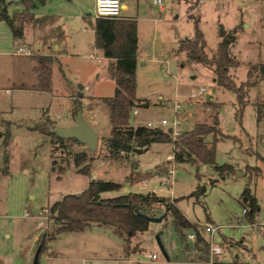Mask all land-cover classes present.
Returning <instances> with one entry per match:
<instances>
[{"label":"rangeland","instance_id":"obj_1","mask_svg":"<svg viewBox=\"0 0 264 264\" xmlns=\"http://www.w3.org/2000/svg\"><path fill=\"white\" fill-rule=\"evenodd\" d=\"M6 1L10 2L11 15L22 9L20 0ZM60 1L52 0L46 9L40 10L50 16L41 18L44 24L50 25L47 28L50 48H55L52 45L55 41L72 39L76 46L82 41L57 61H43L42 73L49 88L46 93L31 87L32 74L28 68L24 77L28 87L23 91L14 89L5 77H9L8 73L14 74L16 68L0 60V258L9 256L19 264L26 261L32 250V264H192L184 263L180 249L188 245L187 260L196 264L205 262L192 248L195 239L190 240L186 235L187 244L182 243L170 215L161 222L149 221L146 231L133 236H120L112 226L96 224L82 231L58 233L50 215L51 206L66 195L82 192L90 178H94L121 185L118 190L102 193L103 197L155 192L167 201L175 200L208 241L211 234L206 231V225L218 226L212 240L222 247L225 259L235 260L238 256L241 262L253 263L255 253L264 260V235L240 225L247 223L243 213L245 188L254 191L264 187V110L259 119L257 109L259 104L264 105V0H205L202 3L163 0L166 6L163 13L153 0H126L134 10L139 5L140 16L159 19L139 21L143 57L137 68L139 104L134 108L137 113L132 111L131 123L171 121L176 116V104L180 106V133L191 130L197 123L212 125L217 117L218 128L226 137L218 135L216 164L228 163L235 169L222 180L218 179L213 165L169 160L174 148L170 143H153L147 151L131 153L128 157H107L101 141L109 135L112 124L101 98L114 94L115 81L109 73V60L94 46L95 8L92 0H85L88 5L79 9ZM60 15L65 24L64 37L55 26L58 22L55 19ZM195 21L204 33L209 55L224 38L221 27L227 33L236 28V40L230 51L240 64L230 68V75L238 85L252 83L247 88L248 102L242 112L236 93L219 86L212 69L188 61L185 53L178 51L180 40L193 37ZM40 22L37 25H42ZM12 38L9 24L0 21L1 52L15 50ZM33 50L37 52L34 46ZM91 54L96 59L90 58ZM34 61L40 62V59ZM79 85L88 88L82 89L83 96L78 95ZM201 87L207 91L192 97L190 91L198 92ZM76 101L80 102L83 118L98 135L94 151L85 144L73 142L62 148L58 143L52 144L49 134L31 128L32 119L39 120L33 111L43 117V124L45 117L62 127L76 123ZM208 140L211 143L214 137ZM53 147H57L54 152ZM81 151L90 159L84 163H89V175L79 172L75 166L74 154ZM158 165L160 175L150 179L148 173L154 172ZM172 166L174 175L167 176V169ZM248 166L261 167L263 175L251 179L254 173L247 172ZM164 171L166 174L161 175ZM169 181L172 184L166 183ZM199 185L205 186L204 194L193 193ZM154 212L160 216L166 210L159 206ZM243 239L252 248L250 251L240 246ZM231 240L234 245L228 243ZM153 254L157 255L156 259L151 257Z\"/></svg>","mask_w":264,"mask_h":264},{"label":"trees","instance_id":"obj_2","mask_svg":"<svg viewBox=\"0 0 264 264\" xmlns=\"http://www.w3.org/2000/svg\"><path fill=\"white\" fill-rule=\"evenodd\" d=\"M47 0H21L23 9L14 12L8 11L6 0H0V20L9 24L15 39H23L26 27L33 22L34 12L40 4ZM236 28L227 33L218 44L212 55L206 52L207 42L201 31L198 21H195V33L192 38L182 39L178 43V51L184 52L188 61L203 64L213 70L215 81L219 86L233 91L237 95L240 112L247 104V88L252 84L243 82L238 85L230 75V68L239 66V61L231 54V45L236 40ZM95 47L102 51L109 60V73L115 81V91L112 96L102 97L107 106L112 128L108 136L102 138V146L107 151V157L119 159L128 157L131 153H143L153 143H171L174 146L175 162L204 163L214 166L219 178H226L235 171L234 166L228 163L216 164V141L218 135H223L218 128V118L214 123H197L188 131H184L173 138L171 129L150 128L146 125H133L131 115L139 104L137 98V68H138V25L134 19L126 18H97L95 22ZM41 61L52 59L40 57ZM250 75V74H249ZM214 106V103H208ZM77 110L80 102L76 101ZM258 117L261 119L264 105L259 104ZM75 110V117L77 115ZM53 122L48 118L41 130L46 131L52 138V144H59L67 148L69 142L82 144L74 138L65 139L51 131L49 126ZM214 137L213 142L208 138ZM57 146V145H56ZM57 147H53V152ZM89 159L84 151L74 154V163L78 171L90 174ZM249 171L258 174L259 167H248ZM154 173H149L151 177ZM154 176V175H153ZM121 185L110 180L90 178L88 186L78 194L66 195L62 200L54 203L50 208L51 218L57 225V232L82 231L92 225L112 226L120 236H133L149 228V221L139 213L155 216L154 210L163 206L166 215L172 217V222L182 243H186V235L193 230L195 241L192 248L200 253L199 259L208 261L210 256V242L202 234L198 225L190 222L178 207L175 200L167 201L155 192L146 194L130 192L114 197H103L106 191L118 190ZM205 186L199 185L194 194H204ZM244 194L249 201L244 204L251 217L258 209V203L251 195L250 188H245ZM166 217V216H165ZM130 239V237H129ZM128 242V239H126ZM190 246L186 245V248ZM213 264H231L215 259Z\"/></svg>","mask_w":264,"mask_h":264},{"label":"crops","instance_id":"obj_3","mask_svg":"<svg viewBox=\"0 0 264 264\" xmlns=\"http://www.w3.org/2000/svg\"><path fill=\"white\" fill-rule=\"evenodd\" d=\"M50 1H52V0H47L45 4H40L37 6V8H35L33 10V12L35 14L33 22L26 27L23 39H15L14 37L12 38V42H13V45L15 47V50L14 51H8V52H1L0 51V60L3 61L2 63L9 65L13 69L16 68L15 72H13L14 74L7 72L9 77H5V78L11 84V86H13L14 89H16L17 91H23L26 89V87H28L27 85H25L27 81L24 78L25 73L27 72L25 70V68H28L32 74V77H31L32 81L30 82L31 87H33L36 91L46 93V89L48 88V86L46 85L47 80L45 79V76L42 73V71L44 70L43 69V66H44L43 61L40 60V62L39 61L36 62L34 60L37 58H40V57H49L52 59L51 62L57 61L59 59V57H61L64 53H67L69 50L76 49L77 47H79V45L82 41L80 39V41H78L79 44L77 46L75 44V41L72 39L69 41H66V42H59L58 41V43H57V41H55L54 43L52 42V45H55V48L54 49L50 48L49 43H48L49 38L47 39V37H49V36H47V31H48L47 28L50 25L44 24V20L41 19L43 17L49 16V14L47 15L45 12H40V10H44V8L46 9V7L48 6V3ZM69 1L70 2H68V0H61L60 4H63L64 2H66L67 6H69L68 4H70L72 7H75L76 9L83 8L85 5H88L87 3H85V0H69ZM92 3H93L94 8H95L96 0H92ZM20 4L22 5L21 2H20ZM154 5H156V4H154ZM158 7H159L160 13H163L166 11L165 4L162 7L161 6H158ZM22 9H23V5H22ZM67 9L68 8L66 7L65 10H67ZM139 9H140L139 5H137V8L134 10V9H132L130 4L126 0L121 1V15H120V17L126 18V19H134L137 21L138 39H139V33H140V27H141L139 24V21H149V22L159 21V19L155 18V16L154 17H152V16L151 17L140 16V10ZM61 10L63 11L64 8H62ZM62 17H63V15H60L59 19H55V21H58V22H55V26L57 25V27H58L57 29L59 31V35L64 37L66 34H65V24L63 22L64 20ZM75 19L76 18H74V20ZM96 19H95V22H96ZM0 21H2V20H0ZM39 21H42V22H40L42 25H37L39 23ZM92 31L94 33V38H95V23L93 24ZM59 39H60V36H59ZM93 42H94V40H93ZM33 46L35 47L37 52H34ZM94 46H95V44H94ZM19 47H25V48L30 49L32 54L26 55V54L18 53L17 48H19ZM142 57H143L142 48H141L140 42H139L138 62H139L140 58H142ZM30 58H32V59H30ZM28 59H30V61ZM15 73L17 75H15ZM20 73H21V76H19ZM85 89L87 90L88 88L87 87L85 88L83 86V90H85ZM83 95H84V93H83ZM40 108H43V107L41 106ZM33 113L35 114L36 119L38 118L39 120H35V118L32 119L33 125H31V128H33L34 130H38L40 132L43 131L45 133V135H48L46 133V131L41 130L39 127V126H43L47 122L48 118L44 116L45 122L43 124V122H41V119L43 117L38 116V114H36V111H33ZM51 121L53 122V125L49 126L50 130L53 126L57 125L55 123V121H53V120H51ZM74 124L75 123L73 122L71 124H68V126H71ZM159 167H160V165H158L155 168L156 170H154V172H150V173H154L153 174L154 176L152 175L151 177H149L150 179L152 177L160 175V174H158L159 172L157 171V169ZM248 167H251V166H248ZM248 167L246 168L247 172H252V171L248 170ZM161 168H165V166H163V167L161 166ZM164 172L161 175L166 174V172L165 173ZM253 173L254 174L250 176L251 179H252V177H254L255 179H259L263 175L261 167H259L258 174H255V172H253ZM166 175L167 176L169 175L168 171H167ZM218 179L222 180L221 178H219V176H218ZM250 192H251V195L254 196L257 200L258 209L254 212L252 217L250 215H248L249 213L247 211L245 213L243 212L245 219L247 220V223H264V187L260 188V189L256 188L254 191L252 189H250ZM243 194H244V192H243ZM248 201H249L248 197L245 196L244 202L247 203ZM244 209H245V206L243 207V210ZM248 227H250V226H248ZM251 228H253V227H251ZM253 229L260 232L262 235H264V231H261L257 228H253ZM6 235H7V237H10V235L8 233H6ZM243 240L240 241V246L247 248V250L250 251L252 248L249 249L247 244L245 243V239H243ZM228 243H230L231 245H234L233 240H231ZM181 246H183V245H181ZM220 248H221V253L215 257L220 262L231 263V264H264V260L257 258V255L255 253H254L255 260L253 263L252 262H243V261L241 262L240 259L238 258V256H236L235 260L225 259L222 256L223 255L222 247H220ZM180 249L183 251V255H184L183 261H185L184 263L196 264L195 262L193 263V262H191V261L189 262L187 260V257H186V254L188 253L187 248L181 247ZM33 253L34 252H32V250H31V253L28 254L26 261L19 263V264H32V262H33L32 254ZM11 259L12 258H9V256H6V257L4 256V259L0 258V264H16V262L13 259L12 260Z\"/></svg>","mask_w":264,"mask_h":264},{"label":"built area","instance_id":"obj_4","mask_svg":"<svg viewBox=\"0 0 264 264\" xmlns=\"http://www.w3.org/2000/svg\"><path fill=\"white\" fill-rule=\"evenodd\" d=\"M204 0H198L199 3H202ZM153 3L158 5V6H163L164 2L163 0H153ZM121 15V0H96V5H95V17L96 18H119ZM17 52L18 53H22V54H26V55H31L32 52L30 49L25 48V47H19L17 48ZM90 58L92 59H96V57L94 55L91 54ZM207 91V89L205 87H201L198 92L191 90L190 94L192 97H195L196 94H202L205 93ZM176 116L173 120L169 121L167 119H161L159 121H148L146 122V126L150 127V128H163V127H168V129H171V133L173 138H177L178 135L180 134V132H178V127L181 124V121L178 118V111L180 110V106L178 104L175 105L174 107ZM134 114L137 113V110L133 111ZM174 147V146H173ZM174 149V148H173ZM169 160H174V153L172 155L169 156ZM175 161V160H174ZM168 174L169 176L174 175V169L173 166L171 169H168ZM169 184H172V181L170 182H166ZM244 213L247 211L246 209L243 210ZM28 214V213H27ZM250 226L253 228H257L261 231H264V223H242L241 226ZM206 231L210 232L211 234V240L210 242V256H209V260L205 261L202 264H213L214 260L216 259L215 257L217 255H219L221 253V248L217 245H215L213 243V238L212 236L217 232V230L219 229L218 226H212L210 224L206 225ZM187 237L190 240H194L195 239V233L190 231L187 234ZM153 259L157 258L156 254H153L151 256Z\"/></svg>","mask_w":264,"mask_h":264},{"label":"water","instance_id":"obj_5","mask_svg":"<svg viewBox=\"0 0 264 264\" xmlns=\"http://www.w3.org/2000/svg\"><path fill=\"white\" fill-rule=\"evenodd\" d=\"M226 33L227 32L225 31L224 27H221V35L225 36ZM82 89H83V85H79V92H78L79 96H83ZM51 131L55 132L56 135H58L59 137L65 139L74 138L80 143L87 145L92 151L97 149L98 135L96 131L85 121V119L82 116V111L80 108H78L77 110L76 123L74 125L66 126V127L55 125L51 128ZM139 215H141L148 221L161 222L165 218L166 213L160 216H151L143 213H139ZM159 243L161 245L163 253L166 255V257H168L161 242Z\"/></svg>","mask_w":264,"mask_h":264}]
</instances>
